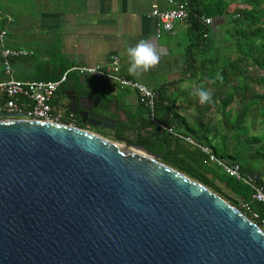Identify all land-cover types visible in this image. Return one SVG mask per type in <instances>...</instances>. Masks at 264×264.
I'll return each mask as SVG.
<instances>
[{"label":"water","instance_id":"water-1","mask_svg":"<svg viewBox=\"0 0 264 264\" xmlns=\"http://www.w3.org/2000/svg\"><path fill=\"white\" fill-rule=\"evenodd\" d=\"M0 264H264V230L129 140L0 115Z\"/></svg>","mask_w":264,"mask_h":264},{"label":"crops","instance_id":"crops-1","mask_svg":"<svg viewBox=\"0 0 264 264\" xmlns=\"http://www.w3.org/2000/svg\"><path fill=\"white\" fill-rule=\"evenodd\" d=\"M168 1L0 0L9 21L6 46L31 53L26 58L13 61L14 76L20 77L21 81H29L37 74L40 63L48 64L49 70L56 74L61 69L78 66L104 67L112 55H117L126 77L144 84L156 94L161 92V99L167 101L165 103L171 112L176 111L192 126L197 125L198 119L202 117L204 123L218 130V133L213 131L215 142H221L228 135L220 131L219 127L223 125L226 128L223 119L232 117L236 110L235 104L224 109L221 105L231 100L228 95L232 89L226 85L224 93L211 103L202 104L199 97L194 95L203 82H200L201 74L191 78L185 71L186 57L193 45L190 36L197 39L190 25L176 22L173 33H165L157 38L155 20L149 16L153 10L169 8ZM224 21L219 19L212 23L213 34H223L221 26ZM142 39L154 46L160 61L147 71L138 70L133 74L128 71L130 58L127 49ZM21 41L35 42L36 46L24 47ZM195 50L196 47L194 52H197ZM212 69L213 66H209V76L212 75ZM76 76L79 81L72 88L80 87L85 91L87 102L94 103L89 101L91 98L98 100V104L108 106L109 118L117 123L129 124L131 117L142 112L139 95L133 90L104 78ZM211 82L212 79H209L207 89L213 92ZM178 88L180 91H177ZM59 95L58 98L55 94L53 101L58 99L59 104L63 105L64 94L60 92ZM227 146L231 148V145ZM227 195L231 196L229 193Z\"/></svg>","mask_w":264,"mask_h":264},{"label":"trees","instance_id":"trees-1","mask_svg":"<svg viewBox=\"0 0 264 264\" xmlns=\"http://www.w3.org/2000/svg\"><path fill=\"white\" fill-rule=\"evenodd\" d=\"M185 1L189 4L186 22L190 25L193 34L197 38L195 39V43L192 42L193 45L189 48V53L186 57V74L190 75L191 78L201 74L200 82H203L201 87L205 89L209 87V79H212L213 100L219 98L224 93L225 86L229 85L232 93L228 95V98L231 100L223 102L221 105L224 109L230 104H235L236 126L238 128H245L246 121L250 118V113L253 109L258 110L259 108L261 114L264 115V112L262 113L264 111V105H262L264 101V89L262 96L255 95L252 92V89L256 86L264 87V75L258 79H249L248 75L245 76L248 67L264 71V0ZM7 16L5 17L4 15L5 19L3 26H0V32L6 31L8 34L7 28L9 21ZM208 18L211 19V24L205 25L202 19ZM219 19L225 20L221 26V31L224 33L227 32V27L229 25L231 26L232 42L235 52L238 55L232 62L225 63L221 67H217L219 64V58L217 56L209 57V53L214 49L216 43V35L211 31L212 23ZM4 44L5 42L0 43V51L3 48H9L4 46ZM194 47L197 49L195 50L198 52L197 54L194 52ZM254 49L257 50L254 51ZM209 66H213L211 76L207 73ZM238 67H242L244 75H241L239 70H235ZM69 69H61L60 73L56 74L49 70L48 64L40 63L37 66V74L30 78L29 81H57ZM5 79L6 77L1 67L0 82ZM14 79L21 81V78L18 76H14ZM239 79H242L244 82L247 81V85L253 86V88L246 86L247 91L240 90L239 87L243 85H239L242 83ZM78 81L79 78L76 74L71 73L60 89L67 85L73 87ZM60 89L55 93L58 98L60 96ZM76 91L80 95L87 94L80 87H77ZM246 92H249V94ZM249 95L258 98V101L251 98V96L249 97ZM165 102L167 103V101L161 99V92L160 94L157 93L155 106L157 121L164 123L176 134L191 139L196 145H191L183 139L174 137L166 132L160 134L161 131L157 130L148 120L147 109L142 103V112L138 116L131 117L130 124L117 131L116 139L125 137L126 133L130 130L134 133L131 142L159 157L161 163L204 185L225 200L232 201L233 205L238 209H241L240 202L250 205L251 209L259 216V219L255 220V223L264 230V225L262 224V221L264 222V206L252 200L251 189L233 177L228 176L216 161H211L209 155L202 152L198 147L209 149L211 154L219 161L239 165L244 173L264 175L263 171L255 169L251 164L253 161H261L264 164L263 136L248 139L247 141L249 143H247L248 149L246 153L234 151L232 146L228 149L227 145H231L229 137L222 138L221 142H215L216 138L213 131L215 130L218 133L217 129L209 123H204L205 121L202 117L198 119L199 123L197 125L192 126L186 118L179 115L176 111L171 112L169 105ZM52 105L68 113L65 107L59 104L58 99L52 101ZM228 118L230 116L223 119L226 128L228 127ZM262 122L264 124V119ZM227 134L229 133L227 132ZM227 193L232 197L227 195Z\"/></svg>","mask_w":264,"mask_h":264},{"label":"built area","instance_id":"built-area-1","mask_svg":"<svg viewBox=\"0 0 264 264\" xmlns=\"http://www.w3.org/2000/svg\"><path fill=\"white\" fill-rule=\"evenodd\" d=\"M168 3L169 8L163 11L153 10L149 15L155 20L157 38L165 33H173L174 24L186 22L188 18L189 4L187 1L169 0ZM202 21L205 25L211 24L209 18L202 19ZM6 35V31L0 32V43L4 42ZM30 55V52L20 49L3 48L0 51V65L6 77L0 82V115H6L10 119H28L78 127L70 113H65L52 105L55 93L66 82L68 75L75 73L81 76L112 80L121 87L133 90L139 95L140 102L147 109L148 120L157 130L183 139L191 145H196L191 139L176 134L164 123L157 121L155 113L157 94L144 84L126 77L122 73L120 58L117 55H112L104 67H72L65 71L57 81L24 82L14 79L12 62ZM82 129L94 133L89 128ZM198 147L202 152L209 155L211 161H216L228 176L248 186L252 191V200L264 206V175L244 173L239 165L219 161L209 149ZM240 208L239 210L252 221L255 222L259 219L258 214L247 203L240 202ZM262 224L264 225L263 221Z\"/></svg>","mask_w":264,"mask_h":264},{"label":"rangeland","instance_id":"rangeland-1","mask_svg":"<svg viewBox=\"0 0 264 264\" xmlns=\"http://www.w3.org/2000/svg\"><path fill=\"white\" fill-rule=\"evenodd\" d=\"M26 3L28 4V1ZM232 10H233V8H232ZM4 15L6 17V13L4 12L3 7L0 5V26H3V21L5 19ZM227 29H226L227 32L226 33L223 32L222 35L221 34H215L216 35L215 36L216 43H215V47H214L215 50L213 49L209 53V57L217 56L219 58V64H218L219 66H222V64H225L228 62H232V60H234L236 57H238L237 53L235 52V48H234V45L232 42L231 26L229 25L227 27ZM28 32H32V31L29 30ZM191 37L193 38V41H195V38L193 36H190V39H192ZM185 40L188 41V39L186 37H185ZM193 41H191V42H193ZM4 42H5L4 46H6L7 38L5 39ZM21 44L24 47H29V48H32V46H36L35 42L29 43L28 41H21ZM45 50H47V48H45ZM256 50L257 49H254V51H256ZM195 53L197 54L198 52H195ZM216 53H217V55H216ZM218 65H217V67H218ZM235 70H239L240 71L239 73L241 75H244L242 67H238ZM246 73L247 74L245 76L248 75L249 79H251V78L258 79L259 77H262L264 75L263 70L257 69V68L252 69L250 67H248V70ZM236 80H237V78H236ZM239 80H241V82H242L239 85H243L242 87H239L240 90H242V91L244 90V92L247 91L246 86L248 88L249 87L253 88V86L247 85V81L244 82V81H242V79H239ZM237 82H238V80H237ZM263 89H264V87L256 86L252 89V92L255 95H258V96L261 95L262 96ZM177 91H180L179 88L177 89ZM246 93L249 94V92H246ZM253 93H251V94H253ZM250 96H251V98H254L255 100L258 101V98H255L254 96L252 97V95H249V97ZM263 97H264V94H263ZM247 99H248V97H247ZM262 105H264V101L262 102ZM263 112L264 111H262V113ZM235 116H236V111L233 112L232 117L228 118V122H227L228 127L227 128H225L224 126L219 127L220 131L223 130L222 132H225V134H227V132L229 133L227 135L230 139L229 142H231V146L233 147L234 151H239L240 153H246V151L248 149L247 143H249L247 140L250 139L251 137L263 136V142H264V124L262 122L264 119V115L261 114V110L259 108H258V110L253 109L251 111L250 118L247 119L245 128H238L236 126ZM247 130H248V132H247ZM103 133H105V132H103ZM100 136H102L108 140H114V139H111L110 137H106V135H100ZM251 164L253 165V167L255 169L263 171L264 164L261 161H259V162L253 161V162H251Z\"/></svg>","mask_w":264,"mask_h":264},{"label":"flooded vegetation","instance_id":"flooded-vegetation-1","mask_svg":"<svg viewBox=\"0 0 264 264\" xmlns=\"http://www.w3.org/2000/svg\"><path fill=\"white\" fill-rule=\"evenodd\" d=\"M60 92L63 93V98H64V102H63V106L65 107L66 111H68V113H70L73 116V120L74 123L81 128H89L91 131H93L96 134L99 135H106V137H111L112 139H114V136H116L117 131L125 126H128L129 124H121V123H117L115 120L109 118V110L110 108H108V106L99 104L98 105V109H94V103H89L86 100L87 98V94L85 95H80L75 88H70L68 85L66 87H62L60 89ZM85 92V91H84ZM84 108L86 109L88 112H84V110L81 109ZM102 108L105 109V117H107L108 119L112 120L115 122V130L111 131L109 129H103L101 127H97V126H92L91 124H87L88 122L92 121L88 118V115L91 113H96L99 112L100 110H102ZM69 109H76V112L72 113L69 111ZM87 113V114H86ZM105 132V133H103ZM163 132H160V134H162ZM134 137V133H132L130 130L126 133L125 137L123 138H119L122 140H129L131 141V138Z\"/></svg>","mask_w":264,"mask_h":264},{"label":"clouds","instance_id":"clouds-1","mask_svg":"<svg viewBox=\"0 0 264 264\" xmlns=\"http://www.w3.org/2000/svg\"><path fill=\"white\" fill-rule=\"evenodd\" d=\"M127 55L130 58L128 71L133 74H136L138 70L141 72L147 71L160 61V56L154 46L146 39H142L134 46H130L127 49ZM194 95L199 97V101L202 104L213 102L212 91L203 87L197 88Z\"/></svg>","mask_w":264,"mask_h":264}]
</instances>
